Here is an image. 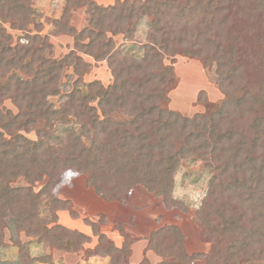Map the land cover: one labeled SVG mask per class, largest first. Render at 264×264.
Returning <instances> with one entry per match:
<instances>
[{"label": "trees", "instance_id": "trees-1", "mask_svg": "<svg viewBox=\"0 0 264 264\" xmlns=\"http://www.w3.org/2000/svg\"><path fill=\"white\" fill-rule=\"evenodd\" d=\"M65 1L54 34L71 36L74 46L59 59L50 56L46 37L35 34L12 44L0 30V248L6 230L14 241L23 233L57 249L69 238L65 249L74 252L90 240L58 224V211L77 218L69 200L53 195L68 171L83 175L86 187L103 201L126 204L128 194L141 186L173 209L174 172L191 156L212 167L193 219L208 252L189 255L185 235L175 225L151 231L146 250L159 257L156 264L263 260L264 0H113L108 6ZM71 6L87 9V26L79 32L69 26ZM11 16L13 27L24 30L22 19ZM143 19L145 39L138 42ZM119 36L124 42L116 44ZM127 44L139 54L124 53ZM177 57L198 59L212 71L223 95L215 108L185 117L165 107L176 86ZM89 59L106 63L108 85L83 80L90 73ZM63 68H71L76 80L55 106L48 99L59 95ZM5 101L16 112L5 108ZM31 132L35 140L26 136ZM19 179L27 185L13 187ZM83 222L97 240L86 255L127 263L135 239L122 233L117 248L98 232L103 216ZM19 254L18 264L36 260Z\"/></svg>", "mask_w": 264, "mask_h": 264}, {"label": "rangeland", "instance_id": "rangeland-1", "mask_svg": "<svg viewBox=\"0 0 264 264\" xmlns=\"http://www.w3.org/2000/svg\"><path fill=\"white\" fill-rule=\"evenodd\" d=\"M0 1L4 3L3 9H1L0 5V30H4L6 34H9L12 37V44L25 43L28 37L38 34L41 37L47 38V42L52 47L50 56L55 59L61 58L73 48L74 41L71 36L54 34L58 30L56 21L60 20L66 6L65 0H19L20 3H18L23 6L22 8L21 6L19 7V5L17 6L18 8H14L16 6L11 5L10 3L13 2L10 0ZM93 1L97 5L101 6H108L114 3L113 0ZM86 10L87 9L85 7L76 8L71 6L70 18L68 20L69 26L73 27L78 32L87 26L88 16ZM13 14L22 19L24 23V30H18V27H13L15 24L14 21H12L11 16ZM146 23L147 19H143L136 29L137 32L135 34V40L138 42H144ZM11 24L13 25L11 26ZM114 40L116 41V44L124 42L123 38L120 36L114 38ZM130 46L131 45L129 44L126 45L124 53H129L134 56L138 55V47L132 50ZM46 56L48 55L46 54ZM88 61L91 62L90 73L86 74L83 77V80L85 82H89L95 79L99 80L103 86L108 85L111 81V76L106 63H97L91 59ZM166 63H169V60H166ZM173 70L176 79V86L167 95V101L164 104L167 109L188 117L194 115L195 113H203L206 107L212 106L211 108H215V106L223 98V95L217 85L214 84L212 80V71L204 69L198 59L177 57L175 63L173 64ZM74 80H76V77L72 69L63 68L58 80L59 95L56 97H49L48 100L55 106L59 105L62 101H64L65 94L70 92ZM4 107L16 112L15 108L9 101L4 102ZM26 136L31 140L36 139L34 132L26 134ZM211 172L212 167L210 165H204L200 160L194 157L187 156L186 159H182L173 176L174 186L171 196L176 204L173 209H166L161 199L149 194L144 188L138 186L139 188L131 193L133 206L139 211L141 210L139 214L136 213L139 218L137 222L141 223L142 220L148 222V219L151 221L153 216H162L163 214L165 216L163 222L172 223L175 221L176 223L183 225L184 230L182 232L186 238L183 247L189 255H191V253H207L209 244L201 240L200 228L197 223L193 221V219L195 212L199 209L201 201L205 196L204 194L206 193L208 183L211 179ZM84 178L85 177L83 175L77 174L74 171L66 172L61 181H59L55 188H53V195L61 200L72 199L73 201L77 200L79 204H83L84 202L88 203V198L85 199V195L81 194L83 189L82 184L84 183L85 185ZM45 182L46 179L41 184H37L35 190H38ZM22 185H27L23 179H19L12 183L13 187ZM86 189L91 188L86 187ZM145 193H148V199H145ZM128 198L129 194L127 196V199ZM154 198L159 200L160 205L164 206V210H159V206L152 202ZM70 206L77 214V218L81 217L82 221L85 218H88L85 214H83V216H79V212L77 213L75 210L76 208L72 203ZM97 207L98 206L93 209H97ZM59 212L60 211H58L57 214ZM64 212L65 213H61L60 215V222L63 225L67 224V219H73L67 211ZM87 213L91 214V212ZM47 214L48 213L43 212L42 216H48ZM89 219H93V217L89 216ZM94 220H96V218ZM60 222L58 218L59 225ZM68 225L74 226L72 222ZM165 225L168 226L167 224ZM101 226L102 225L98 227V232H100ZM159 226L162 227L163 224L160 223ZM80 227L83 226L81 225ZM148 227L150 231L153 229V226H150L149 224ZM122 233L126 234L123 230ZM12 236L13 235L10 231H5L6 245L3 248H0L1 264H18L20 255L19 252L29 254L32 260L36 259L35 261H32L31 264H44L39 262V259H44L46 256L51 257L54 252L58 250L62 252L64 249L54 248L50 246L48 242H39L36 237H26L23 233L19 234L15 241ZM18 240L20 241V245L16 246L15 242ZM93 243L94 240L90 238L88 242L82 245V248L83 246L84 248L80 249V251L78 250L79 253L85 251L86 254L87 250L92 248ZM153 254L159 261V257L154 252ZM134 260L136 261V257ZM47 263L52 264V258ZM195 263L205 264V260L199 259L196 260ZM54 264H64V262L59 261ZM244 264H264V259L251 260L245 262Z\"/></svg>", "mask_w": 264, "mask_h": 264}, {"label": "crops", "instance_id": "crops-1", "mask_svg": "<svg viewBox=\"0 0 264 264\" xmlns=\"http://www.w3.org/2000/svg\"><path fill=\"white\" fill-rule=\"evenodd\" d=\"M82 188L83 189H82L81 194L85 195L84 197L85 199L88 198L89 200L88 203L84 202L83 204H79L77 200L73 201L72 199H68L75 206L76 208L75 210L77 211V213L79 212V216H83V214H85L88 217L85 219L91 220L93 222H96V220H98L100 216H103L105 219V223L100 227L99 233L105 235L108 239H110L113 242L114 246L117 248L121 247L122 242H123L122 234H120L122 233V231L120 232V229L123 230L124 233L129 235L130 238L135 239V242H133L130 246L131 254L126 264H141L143 259H146L148 261V264H156L158 262V258L154 256L153 252L146 250V246H147L146 238L149 236L151 231L161 227L159 226L160 223H162L163 226L165 224L175 225V226H178L182 231L184 230L183 225L176 223L175 221L172 223L163 222V220L165 219V216L163 214L162 216L161 215L153 216L154 219L152 218L151 221H149L148 219V222L142 220L141 223H138L137 220L139 218L136 213L139 214L141 210L139 211L133 206L132 201H131V197H132L131 193L134 190H137L139 187H136L129 193V198L127 199L126 204H121L118 202L103 201L102 199H100V197H97L94 194L92 189H86L84 183L82 184ZM145 195H146L145 199H148V193L147 194L145 193ZM152 202L155 205L157 204L159 206L158 207L159 210L160 209L164 210V206L160 205V202L158 199L154 198ZM79 206L81 207V209ZM96 206H98L97 209H93ZM87 212H91V214ZM61 213H65V212L60 211L57 214L59 218V222L61 220L60 219ZM89 216H92L93 219H89ZM95 218L96 220H94ZM70 222H72L74 226L68 225ZM148 224L150 226H153V229L151 231L149 230ZM60 225L69 230H75L78 232L80 231V233H83L84 235L93 239L94 243L92 244V247L96 244V241H97L96 237H93L90 227H88L81 220V217L76 218V219H71V220L67 219V224L63 225L60 222ZM79 225L80 226L82 225L83 227H80ZM70 243H71V240L68 238H65L64 247H63L64 249L62 250V252L58 250L52 254L51 256L52 264L59 262V261H63L64 264H109L110 259L108 257L88 256L85 254V251L84 252L82 251V253H79V251L69 252L65 248H69L71 245ZM135 257H136V261L134 260ZM44 264H48V263H44Z\"/></svg>", "mask_w": 264, "mask_h": 264}]
</instances>
